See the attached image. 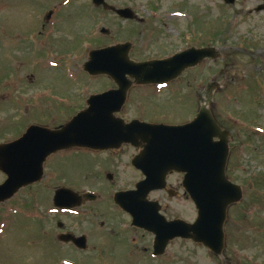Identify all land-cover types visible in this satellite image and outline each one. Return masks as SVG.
Segmentation results:
<instances>
[{
    "label": "rangeland",
    "instance_id": "1",
    "mask_svg": "<svg viewBox=\"0 0 264 264\" xmlns=\"http://www.w3.org/2000/svg\"><path fill=\"white\" fill-rule=\"evenodd\" d=\"M107 2L131 8L137 19L124 20L91 0H0V143L19 138L31 124L58 127L87 108L90 95L117 87L106 74L84 70L93 49L129 42V57L144 61L191 46L215 47L218 58L165 85L132 84L116 115L126 122L187 123L206 101L207 84L218 83L208 106L230 133L226 173L244 193L228 208L225 248L215 255L178 238L155 259L152 235L108 233L115 220L129 221L113 195L143 177L130 163L141 148H74L48 157L40 182L0 203V264H264V7L257 9L263 0ZM5 179L0 171V183ZM181 179H171L178 195L170 202L161 189L149 198L167 207V218L191 222L196 208ZM60 187L78 193V208L54 207ZM87 191L97 199L88 200ZM67 231L85 234L88 248L61 242L58 235Z\"/></svg>",
    "mask_w": 264,
    "mask_h": 264
},
{
    "label": "water",
    "instance_id": "2",
    "mask_svg": "<svg viewBox=\"0 0 264 264\" xmlns=\"http://www.w3.org/2000/svg\"><path fill=\"white\" fill-rule=\"evenodd\" d=\"M92 2L122 18L137 19L129 7L117 8L106 0ZM101 32L108 33V29L102 28ZM129 50V42L93 49L84 64L90 75H109L117 88L90 95L87 108L56 128L32 124L19 138L0 143V171L6 175L0 183V202L10 199L20 188L40 181L46 159L59 150L117 149L123 143H130L142 147L132 159V165L145 178L133 190L116 192L114 200L133 214L135 222L153 230L154 253L162 254L169 240L181 236L201 242L219 255L225 244L223 224L227 209L242 199L243 191L226 175L230 133L219 125L208 106L218 83L207 84L206 101L195 117L184 124L149 123L139 119L125 122L115 113L123 107L132 83L163 84L206 58H218L220 53L214 47H189L167 58L138 62L130 59ZM171 170L184 173L183 186L198 209L194 223L180 219L167 221L154 207L155 203L146 201L151 190L165 187L166 175ZM53 202L59 208H71L79 205L81 198L70 188L60 187L55 190ZM145 206L150 207L148 213L144 211ZM155 215H159V220ZM60 239L72 241L81 249L87 246L84 235L63 233Z\"/></svg>",
    "mask_w": 264,
    "mask_h": 264
},
{
    "label": "flooded vegetation",
    "instance_id": "3",
    "mask_svg": "<svg viewBox=\"0 0 264 264\" xmlns=\"http://www.w3.org/2000/svg\"><path fill=\"white\" fill-rule=\"evenodd\" d=\"M124 145H126V146H132V145H130V144H124ZM123 146V145H122ZM133 147V146H132ZM90 151H94V152H99V153H101V152H108V151H112V150H103V151H95V150H90ZM59 152H63V151H59ZM59 152H57V153H59ZM139 152V149H138V151H137V153ZM135 156V155H134ZM133 156V157H134ZM132 157V158H133ZM132 158H131V160H130V163L132 162ZM177 175H181L182 177H183V175L182 174H180V173H177V172H174V171H171V172H169L168 173V175H167V187H166V189H164L163 191H162V193H163V195H162V197L164 198V196H166V197H168V202H170L171 201V199H173V198H175L176 197V195H178V190L177 189H175L173 186H172V183H171V179L174 177V176H177ZM182 180V179H181ZM177 185H178V183H177ZM180 188H182V186H180ZM130 189H133V188H130ZM154 191V190H153ZM152 192V191H151ZM150 192V193H151ZM149 193V194H150ZM152 193H154V192H152ZM87 199L88 200H92V201H94V200H96L97 199V197H95V198H93V197H90V196H87ZM147 202H153V203H155V205H154V207H157L158 208V211H159V213H161L162 215H164L165 217H166V215H165V213L163 212L164 211V209H166L167 207L166 206H163V203L162 202H160L159 200H152V199H150L149 198V195H148V199L146 200ZM113 204H115L116 206H117V208L120 210V211H122V212H124V213H126L127 215H128V217H129V221H130V223H129V221L128 222H126V220L125 221H123L122 219H120L118 222L115 220V218H113L114 220H115V224L113 225V226H115V228H113V229H109L108 230V233H111V234H115L116 236H119L120 234L121 235H123L124 234V232L125 231H129V232H132V230H135V232L137 233V232H141V233H145V235L148 237L149 235H152L149 231H147V230H145V229H143L142 227H139V226H136V225H133L132 224V218H131V214L129 213V212H127V211H125L124 209H122L121 207H119L116 203H115V201H114V199H113ZM150 209V207H144V211L145 212H147L148 213V210ZM154 218H156V219H158L159 220V215H155V216H153ZM167 218V217H166ZM174 218H176V217H174ZM174 218H167V219H169V220H171V219H174ZM129 224V225H128ZM70 232V231H69ZM153 236V235H152ZM148 239V238H147ZM146 239V240H147ZM132 241V240H131ZM132 244V243H131ZM132 246V245H131ZM151 248H152V250L150 251L151 252V255L156 259V258H159L161 255H153V239H152V244H151ZM133 247V246H132ZM134 248V247H133ZM147 247H145V249H146ZM146 251L148 252V250L146 249ZM145 252V251H144ZM100 255H102V254H100ZM163 256V255H162Z\"/></svg>",
    "mask_w": 264,
    "mask_h": 264
},
{
    "label": "trees",
    "instance_id": "4",
    "mask_svg": "<svg viewBox=\"0 0 264 264\" xmlns=\"http://www.w3.org/2000/svg\"><path fill=\"white\" fill-rule=\"evenodd\" d=\"M262 184H263V182H262Z\"/></svg>",
    "mask_w": 264,
    "mask_h": 264
}]
</instances>
